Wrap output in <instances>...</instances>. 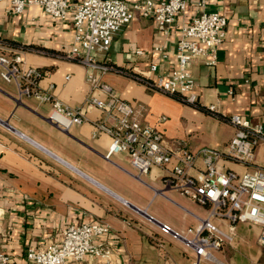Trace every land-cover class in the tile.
Instances as JSON below:
<instances>
[{
    "label": "crops",
    "instance_id": "0c3cea01",
    "mask_svg": "<svg viewBox=\"0 0 264 264\" xmlns=\"http://www.w3.org/2000/svg\"><path fill=\"white\" fill-rule=\"evenodd\" d=\"M68 1L67 19L54 20L38 5L13 13L11 0H0V43L5 54L21 57V65L41 71L36 84L40 92L78 107L90 89L82 66L68 56L74 42L72 9L80 0ZM206 1L207 11L226 17V36L216 49L214 64L192 62L196 105L132 75H145L152 62L158 66L154 77L176 66V43L182 27L196 15V0L188 1L186 11L166 32L152 18L136 15L98 56L114 67L102 80L122 99L142 106L143 122L156 127L173 149H223L235 133L229 122L232 114L245 115L264 129V0ZM158 45L167 57L154 52ZM209 105H215V113L207 109ZM50 111V102L20 93L15 82L0 78V252L9 253L15 264H24L29 247L59 242L65 227L103 222L109 231L96 242L109 249L108 262L85 257L77 264H195L194 253L162 233L158 223L176 231L192 227L209 215L210 203L199 204L181 192L165 169L153 167L138 177L126 153L105 158L110 137L103 133L93 137L91 121L64 130L49 119ZM88 116L114 123L97 109ZM219 166L239 173L264 168V142L256 144L252 162L224 158ZM202 167L198 159L190 172ZM211 219L223 229L229 225L224 217ZM260 235L259 225L237 222L232 241L214 252L216 261L199 264H264Z\"/></svg>",
    "mask_w": 264,
    "mask_h": 264
},
{
    "label": "built area",
    "instance_id": "2783aa9c",
    "mask_svg": "<svg viewBox=\"0 0 264 264\" xmlns=\"http://www.w3.org/2000/svg\"><path fill=\"white\" fill-rule=\"evenodd\" d=\"M188 1L139 0L129 4L124 0H80L72 9L74 42L68 56L82 66L90 93L78 107H68L50 93L40 92L36 84L41 71L21 65L18 54H5L1 43L0 78L15 82L20 93L33 95L40 102H50L49 119L64 130L71 124L91 121L93 137L101 133L110 137L105 158L126 153L138 177L148 174L153 167L165 169L169 180L181 192L199 204L210 203L209 215L198 219L192 227L176 231L167 224L158 223L160 231L181 241L194 253L195 264H199L202 260L216 261L214 252L225 242L232 241L237 222L259 225L260 240L264 241V168L239 173L219 166V161L224 158L245 164L252 162L256 144L264 142L263 125L251 123L245 115L232 114L229 122L235 127V133L223 149H173L165 144L156 127L143 122L142 106L122 99L111 85L102 80V75L114 67L98 59L109 50L113 35L136 15L152 18L156 26L166 32L176 17L186 11ZM29 5L42 7L54 20L67 19L71 10L68 0H11V11L21 13ZM206 5V0H196V15L182 27L175 47L174 68L165 75L154 77L158 66L152 62L145 75L133 77L138 80L144 78L141 81L153 89L196 105L192 62L203 59L214 64L216 49L226 36V17L215 10L207 11ZM153 50L162 58L167 57L162 46H155ZM137 53L142 51L137 50ZM95 109L105 112L114 119V123L90 120L88 114ZM207 109L215 113L216 107L209 105ZM198 159L202 160L203 167L191 173ZM212 216L226 218L228 227L223 229L216 225ZM108 231L109 226L103 222L69 225L63 229L59 242H51L41 248L29 247L24 264H77L85 257H99L108 262L109 249L96 242ZM0 264L15 263L9 253L1 251Z\"/></svg>",
    "mask_w": 264,
    "mask_h": 264
},
{
    "label": "water",
    "instance_id": "95a60500",
    "mask_svg": "<svg viewBox=\"0 0 264 264\" xmlns=\"http://www.w3.org/2000/svg\"><path fill=\"white\" fill-rule=\"evenodd\" d=\"M124 202H126V201H124ZM129 204V203H128ZM132 206V205H131ZM133 208H135L137 211H139L141 214H143L144 216H146L147 218H150V219H152V221H154V222H157L158 223V221H156L155 219H153V218H151L149 215H147L144 211H142V210H139V209H137L136 207H134V206H132Z\"/></svg>",
    "mask_w": 264,
    "mask_h": 264
},
{
    "label": "trees",
    "instance_id": "16d2710c",
    "mask_svg": "<svg viewBox=\"0 0 264 264\" xmlns=\"http://www.w3.org/2000/svg\"><path fill=\"white\" fill-rule=\"evenodd\" d=\"M133 76H137V74H132ZM138 76H140V75H138ZM141 77V76H140ZM141 80H144V78H142Z\"/></svg>",
    "mask_w": 264,
    "mask_h": 264
},
{
    "label": "rangeland",
    "instance_id": "374dc122",
    "mask_svg": "<svg viewBox=\"0 0 264 264\" xmlns=\"http://www.w3.org/2000/svg\"><path fill=\"white\" fill-rule=\"evenodd\" d=\"M215 254V253H214Z\"/></svg>",
    "mask_w": 264,
    "mask_h": 264
}]
</instances>
